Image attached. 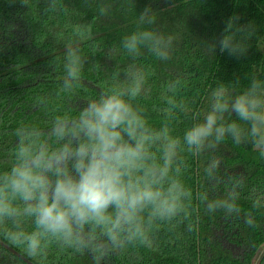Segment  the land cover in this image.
<instances>
[{
	"label": "clouds",
	"instance_id": "9594fccd",
	"mask_svg": "<svg viewBox=\"0 0 264 264\" xmlns=\"http://www.w3.org/2000/svg\"><path fill=\"white\" fill-rule=\"evenodd\" d=\"M20 3L31 6V0ZM65 10L63 0H43L40 15ZM107 11L101 8L99 14ZM239 20L236 15L227 20L218 42L221 52L236 57L245 56L257 38V26ZM92 29V23H79L71 36L89 43L95 55L99 46L92 42ZM181 40L180 34L157 27L156 11L144 8L136 29L119 43L128 63L105 90L58 112L47 127L21 123L15 129L11 164L0 167V234L41 264L53 246L62 252L91 254L100 264L113 252L151 247L161 225L175 227L188 219L192 204L185 182L188 157L200 160L209 149L230 141L234 146H251L264 159V78L259 75H251L244 86L239 81L218 85L203 98V111L193 109L198 98L187 99L185 85L176 79L154 109L162 118L160 125L152 124V113L141 101L156 73L142 61H170ZM199 46L208 54L217 48L216 43ZM87 58L79 46L69 44L63 57L51 59V67L63 70L53 96L69 99L76 92ZM39 103L47 105L48 97ZM180 116L193 121L182 136L174 134ZM203 171L208 181L207 210L239 215L242 180H221L214 158L208 159ZM220 192L222 198H209ZM251 205L264 209V190L256 192ZM244 222L256 226L251 215Z\"/></svg>",
	"mask_w": 264,
	"mask_h": 264
},
{
	"label": "trees",
	"instance_id": "16d2710c",
	"mask_svg": "<svg viewBox=\"0 0 264 264\" xmlns=\"http://www.w3.org/2000/svg\"><path fill=\"white\" fill-rule=\"evenodd\" d=\"M65 11L42 17L43 0H31L29 8L20 0H0V167L11 164L10 150L16 144L15 129L21 124L36 123L47 127L60 111L75 108L105 90L108 82L128 63L119 50L122 37L137 27L139 13L151 7L157 13V27L175 32L182 40L170 61L148 58L155 76L142 99L152 113V124L161 117L154 111L164 98L167 85L180 79L183 95L196 99L193 109L203 111V98L220 84L241 86L251 75L264 78V0H63ZM107 8L105 15L99 10ZM239 16V23H254L257 38L245 56L236 57L219 50L227 20ZM92 23V42L99 46L95 55L89 43L75 41L74 25ZM216 43L215 54L206 53L199 44ZM79 46L87 55L82 84L69 99L52 93L63 77L61 66L51 67L53 57H63L66 45ZM111 55V59L107 58ZM238 91L240 89H237ZM48 97L47 105L40 99ZM193 121L180 116L174 134L182 136ZM220 165V179L239 178L244 190L239 201V215H225L222 210L209 212L204 204L208 181L203 168L208 159ZM190 168L185 182L192 192L188 219L175 227L161 225L154 233L151 247L129 248L113 252L100 264H264V209L252 208L251 200L264 190V159L251 146H234L230 141L209 149L200 160L188 157ZM223 192L212 199L222 198ZM251 215L255 227L245 218ZM0 241L31 264H41L3 234ZM0 264H26L0 246ZM44 264H96L93 255L73 254L53 246Z\"/></svg>",
	"mask_w": 264,
	"mask_h": 264
},
{
	"label": "water",
	"instance_id": "95a60500",
	"mask_svg": "<svg viewBox=\"0 0 264 264\" xmlns=\"http://www.w3.org/2000/svg\"><path fill=\"white\" fill-rule=\"evenodd\" d=\"M0 246H2L5 250L10 252L12 255L15 257L19 258L21 261H23L26 264H31L28 260H26L24 257H22L20 254H18L16 251H14L12 248L4 244L3 242L0 241Z\"/></svg>",
	"mask_w": 264,
	"mask_h": 264
}]
</instances>
